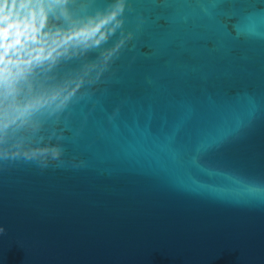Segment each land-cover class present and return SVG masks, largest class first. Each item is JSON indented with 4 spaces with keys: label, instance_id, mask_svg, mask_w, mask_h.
I'll return each instance as SVG.
<instances>
[{
    "label": "water",
    "instance_id": "1",
    "mask_svg": "<svg viewBox=\"0 0 264 264\" xmlns=\"http://www.w3.org/2000/svg\"><path fill=\"white\" fill-rule=\"evenodd\" d=\"M0 264H264V0H0Z\"/></svg>",
    "mask_w": 264,
    "mask_h": 264
},
{
    "label": "clouds",
    "instance_id": "2",
    "mask_svg": "<svg viewBox=\"0 0 264 264\" xmlns=\"http://www.w3.org/2000/svg\"><path fill=\"white\" fill-rule=\"evenodd\" d=\"M4 229L3 228H0V234H3L4 233Z\"/></svg>",
    "mask_w": 264,
    "mask_h": 264
}]
</instances>
